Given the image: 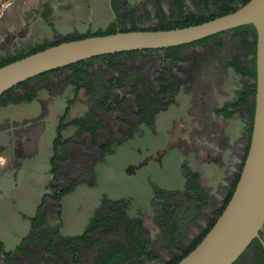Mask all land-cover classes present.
Masks as SVG:
<instances>
[{
    "label": "rangeland",
    "instance_id": "rangeland-1",
    "mask_svg": "<svg viewBox=\"0 0 264 264\" xmlns=\"http://www.w3.org/2000/svg\"><path fill=\"white\" fill-rule=\"evenodd\" d=\"M141 2L146 13L122 20L113 18L108 0H2L0 58L62 38L111 29L124 32L132 26L148 30L166 19H182L179 11L165 0L153 12L150 3L143 0H123V6L126 10ZM178 2L183 10L187 6L196 13L202 12L192 0ZM216 8L210 3L205 11ZM48 9L52 11L48 22L40 20ZM240 37L239 33H226L196 46L181 47L180 55L168 54L174 60L163 58L166 53L152 52L114 58L112 69L106 63L93 61L77 68L80 77L74 78L71 71H65L14 89L11 103L0 107V264H5L3 257L7 253L11 264H90L98 252L94 250L97 242H103L100 250L117 243L130 247L125 230L131 224L140 228L147 251L157 255L158 260L145 261L128 254L116 264H163L177 254L167 242L161 220L163 211L166 222L174 229V248L184 250L200 236L219 208L230 178L238 176L247 150L250 117L236 101L253 81L239 77L230 67L235 56H243L240 41H249L246 36L242 40ZM194 61L201 66L200 90L192 84L185 88V66ZM170 78L177 81L174 88L159 84V80ZM195 93L202 94L200 100ZM137 99L143 100L142 107L150 116L146 117L148 124L137 115ZM194 103H200L211 118L218 115L210 113L211 107L219 111L224 108L223 113L230 111L225 116L233 119L237 132L242 134L237 154L240 164L235 170L222 175L200 172L199 176L185 168L182 138L187 109ZM88 112L99 127L93 140L89 133L70 125ZM63 115L59 142L64 145L59 149H63L66 161L62 173L76 181L71 191L61 197L60 209L47 199L42 202L44 218L37 215L30 228V219L47 193L48 159ZM174 135L179 136L177 144L170 139ZM104 142L111 144L112 152L99 157L96 146ZM188 173L197 176L196 185L210 196L203 205L196 204L185 190ZM153 187L166 195L155 197ZM102 200L121 203L108 210ZM95 213L96 219L101 216L106 225L91 234L86 246L78 244L76 254L65 252L61 240L55 242L53 250L50 243L45 246L46 232H53L58 221L62 238L80 236Z\"/></svg>",
    "mask_w": 264,
    "mask_h": 264
},
{
    "label": "water",
    "instance_id": "water-1",
    "mask_svg": "<svg viewBox=\"0 0 264 264\" xmlns=\"http://www.w3.org/2000/svg\"><path fill=\"white\" fill-rule=\"evenodd\" d=\"M251 25L255 32L253 115L247 150L230 198L198 244L176 264H234L252 241L264 254V0L183 28L117 31L62 42L0 67V95L43 73L106 55L165 50Z\"/></svg>",
    "mask_w": 264,
    "mask_h": 264
},
{
    "label": "trees",
    "instance_id": "trees-1",
    "mask_svg": "<svg viewBox=\"0 0 264 264\" xmlns=\"http://www.w3.org/2000/svg\"><path fill=\"white\" fill-rule=\"evenodd\" d=\"M247 1L248 0H205L204 8H207L210 3H213L215 5V7H217L216 10H214L213 12H208V9H206V11H204L200 15H193V14L189 13L190 15L186 19H185V10H183L181 6H178L177 10L182 15L181 21H179V22H165V21L160 22L148 30L149 31H159V30H169V29L183 28V27L198 25V24L204 23L206 21L212 20L216 17H220V16L226 15L228 13H231V12L235 11L238 7L244 5ZM138 30H140V29H138L135 26H132L128 31H138ZM115 32H117V31L112 30V29L109 31H105V32H98L97 31L93 34L81 35V36H78V37H75L72 39L62 38L53 44L46 43L45 45L40 46V47L34 46V47L30 48L27 53L21 52L16 56H8L5 58H0V67L4 66L6 64H9L13 61L19 60V59H21L27 55H31V54L36 53L38 51H41L47 47L57 45V44L62 43V42H67V41H71V40H75V39H83L86 37L103 36V35L112 34ZM226 33H232V34H238L239 33L242 36L239 38L240 40H242L243 37H245V36L248 37V39H249L248 42H244V40H243V41H240V43H239L240 46L243 48V52H244V53L242 52L243 56H235V58H234L235 61L230 62L231 63L230 67L234 70V72L239 77L248 78V79L254 81V78H255V66H254L255 32H254L253 27L251 25H245V26L230 30V31L222 33V34H226ZM222 34H217L215 36L205 38L203 40H200L198 42H195V43H192V44H189L186 46H180V48L193 46V45H199V44H202V43H204L210 39H215ZM172 49H175V48H170V49H166V50L170 51ZM152 52H153L152 50H147V51H137V52H127V53H118V54L106 55V56H101V57H97V58H91L89 60L81 61V62H78V63L73 64V65H69V66H66L63 68H59V69L47 72V73H43L39 76H36L34 78H31V79L21 83V84L15 86L13 88L7 90L3 94H1L0 95V107L6 106L8 103H11L10 93L16 88L23 87L28 82H32V81H35L37 79H43L47 76H55L57 74L65 72V71H71L72 76L74 78H76L78 76L80 77V75H81L80 72H76L77 68L85 67L90 62L100 61L102 63H106L108 69H112L111 67H113V66H111L112 64L110 62L114 58H117L120 56H127V55H138L140 53L149 54ZM242 65H244V66L242 67ZM249 87H250V89L248 88V91L245 92V94L241 98L240 102L237 103V105H239V107H243V109H245V113L250 117V122H251L252 115H253L254 85L249 86ZM247 97H251L250 104H247V101H246ZM102 105H103V103L100 104V107H102ZM142 105H143V100L137 99V101H136V107L138 109L137 115L139 116V118L144 123L148 124L149 121L147 122L148 119H146V117L148 116V112L145 108L142 107ZM223 110H224V108H222V110H220V112ZM148 117H150V116H148ZM63 119H64V115L60 118L59 123L55 129V137H54L53 142H52V154H51V157L48 159V167H49L48 168V174L50 176V180L46 186L47 193L43 195L42 201L36 209L35 216L30 219V222H31L30 228H32V222L37 218V215H39L41 218H44V214L41 213V210H40V208L42 206V202L45 199H47V200H49L50 203H55L59 207L61 197L71 191L72 186H74L75 181H76V180L70 181L68 178L69 177L68 174L62 173V170H63L62 164L66 161V157H64V154H63V149H59V147H63L62 145H64V143L59 142L60 131L64 128V126L61 125ZM92 120H93L92 115L90 114V112H88L83 118L72 121L70 123V125L76 126L80 131H84V132L89 133L92 140H93L95 137L94 133L97 129H99V127L97 124H94ZM248 134H249V132H248ZM92 143H94V141ZM96 148L98 150L99 157H102V155H104V154H111V152H112L111 144H109L108 142H104L103 145L96 146ZM88 173L91 174V171L89 170ZM189 177L192 178L193 182L197 179V176L195 174H189ZM236 181H237V176L234 178V181L231 184L230 190L228 191L226 199L223 201L221 208L218 209L212 215L211 219L208 221V224L206 225V228L203 230L202 234L193 242V244L190 247H187L184 250H181L180 248L179 249L174 248V239H173L174 229H172V227L166 222L167 214L163 211L161 220L163 221V226H164V229L166 230L165 234L167 236V242L169 243L170 247H172V249H174L177 252V254L167 264H176L181 258H183L188 252H190L198 244V242L201 240V238L206 234V232L213 225L214 221L219 216V214L223 210L224 206L228 202L230 195L234 189ZM153 194L155 197H158V198H161V197L166 195L165 192H159L158 189L155 187H153ZM119 203H121V202L120 201L108 202L106 200H102V205L104 207H107L108 210H111L113 205L119 204ZM59 209H60V207H59ZM99 212H97V213L100 214ZM97 213H95L93 220L89 223L86 230L80 236L62 238L58 232V228L60 227V221H58V224H57L56 228H54L53 232H46V239H45L46 244H45V246L47 245V242H48V243H50L49 246L51 247V250H53L55 242L61 240L62 241L61 245H63V250L65 252H71L72 254L74 251L76 252V249L78 248V247L76 248V246L78 244H80V246H82V247L86 246V244L89 241L91 234L94 231H96L97 229L104 227L106 225V222H103L101 216L99 217L100 218L99 220L96 219ZM59 216H60V211H57L56 212L57 219H59ZM32 230L34 232L36 231L34 229H32ZM125 232L127 233L126 241L129 244L130 248H132V250H131L132 253H135V256L137 258L140 257L141 259H144L145 261H157L158 260L157 255H154L151 252H148L147 249L144 247L145 243L140 237V228H138V226L136 224L129 225L128 228H126ZM52 235H53V237H52ZM23 240H26V239H23ZM253 244L257 248V252H256L257 255L256 256L258 258V263L264 264V254L261 250L260 245L255 240L252 241L250 245H253ZM17 249H16V251H17ZM0 251H1V247H0ZM127 252H128L127 249H124V247L121 244L109 245L106 247V250L100 251L99 256L97 258L98 261L97 262L95 261V263H97V264L120 263L128 257ZM9 256H10L9 253L4 255L5 259L10 262L11 260H10Z\"/></svg>",
    "mask_w": 264,
    "mask_h": 264
},
{
    "label": "crops",
    "instance_id": "crops-1",
    "mask_svg": "<svg viewBox=\"0 0 264 264\" xmlns=\"http://www.w3.org/2000/svg\"><path fill=\"white\" fill-rule=\"evenodd\" d=\"M0 6L1 16L4 6L1 3ZM229 112L228 110L225 113ZM225 113L219 111L215 118H211L205 114L203 106L199 104L194 103L188 107L185 117V138L182 139H185V168L189 171L200 176V172L206 175L210 172L222 175L225 171L233 170L234 163L238 160L237 154L241 147L242 134L237 132L238 127L233 119L226 117ZM177 136L170 138L176 144L179 139ZM263 229L264 225L260 231V237L264 243ZM251 253L250 258L245 256L237 264H259L254 253Z\"/></svg>",
    "mask_w": 264,
    "mask_h": 264
},
{
    "label": "flooded vegetation",
    "instance_id": "flooded-vegetation-1",
    "mask_svg": "<svg viewBox=\"0 0 264 264\" xmlns=\"http://www.w3.org/2000/svg\"><path fill=\"white\" fill-rule=\"evenodd\" d=\"M165 1H168L169 2V4L170 5H172V7H174V8H176L177 9V7H178V5H180V3L178 2V1H180V0H165ZM193 2H195L196 4H197V8H198V10L199 11H202L201 13H196V12H194V11H192V10H190L187 6L185 7V19L186 18H188L189 17V13H191V14H193V15H200V14H202L204 11H205V8H204V3H205V0H192ZM143 2H149L150 3V7L152 8V12L153 11H157L158 10V8H160V6H161V4L160 3H162L163 2V0H143ZM108 8H110V10H111V12H112V15H113V18L114 19H118V18H122V20H127L126 18H129V17H133V16H140V15H142V14H144V13H146L147 12V9L146 10H143V7H142V2L140 3V4H134V6H130L128 9H124L125 7L123 6V0H108ZM181 6V5H180ZM183 9V8H182ZM144 11H146V12H144ZM52 15V11H51V9H48V11H46V13H44V14H41L40 15V17H39V19L40 20H46V22H48V18L50 17ZM170 19H166V21L165 22H170L169 21ZM181 21V20H180ZM116 31V30H115ZM75 38V37H74ZM184 46H186V45H184ZM193 46H196V45H193ZM189 47V46H188ZM175 49H172V50H170V51H167L166 49L165 50H155V51H153V52H162V53H166L167 54V56L166 55H163L162 57L163 58H165V59H169V60H174L173 59V57L174 56H170V55H168L169 53L171 54V52H176V53H179V55L181 54V49H180V46H178V47H174ZM30 49V48H29ZM168 49H170V48H168ZM29 51V50H28ZM27 51V52H28ZM27 52H25V53H27ZM140 54H145V53H140ZM186 55V54H185ZM185 60H186V57H185ZM173 62V61H172ZM111 64H112V62H111ZM198 65H200V63H198L197 61H194L193 63H191V65H189V66H185V88H186V86H187V84H192V85H195V86H197V89L198 90H200L201 88H202V82H201V80L199 79V74H200V67L197 66ZM244 65H242V67H243ZM158 75V74H157ZM159 76V75H158ZM245 79H247V80H250V79H248V78H245ZM176 83H177V81H176V79H169V80H167V81H165V82H162L161 80H159V84L160 85H166V87H171V88H174V86H176ZM23 87H25V85L23 86ZM248 88L250 89V87L248 86V85H246L244 88H243V90H242V92H241V94H240V96H239V98H238V100L236 101L237 103H239L240 102V100H241V98L243 97V95L245 94V92H247L248 91ZM29 90L28 89H26L25 90V92H28ZM195 95H196V98H197V100H200V97H201V95L202 94H200V93H195ZM199 95V98L197 97ZM248 98H251V97H247V99H246V101H247V104H250V102H248ZM200 102V101H199ZM235 103V102H234ZM196 104H198V103H196ZM200 104V103H199ZM211 105V103H209V106ZM241 108H243V107H241ZM244 111H245V109H244ZM218 112H219V110H216L215 108H213V107H211V112L210 113H212V115L213 116H216L217 114H218ZM209 115V114H208ZM238 164H240V162H239V160H237L235 163H234V168H235V166H238ZM233 168V170H235ZM231 180H230V182L228 183V186L226 187V191H225V196H224V198H222L221 199V201H220V205H219V208L218 209H220L221 208V206H222V203H223V201L226 199V196H227V193H228V191L230 190V187H231V184L233 183V181H234V178L232 177V178H230ZM184 187H185V190L188 192V194H192V196H191V198L195 201V203L196 204H198V205H203L206 201H205V199L206 198H208V199H210V196H208V194H206L199 186H197L196 185V183H195V181L193 182L192 181V178L191 177H187L186 178V180H185V185H184ZM217 209V210H218ZM216 210V211H217ZM215 211V212H216ZM214 212V213H215ZM213 215V214H212ZM212 217V216H211ZM105 222V221H104ZM208 224V223H207ZM206 224V225H207ZM206 225H205V228H206ZM204 228V229H205ZM115 235H118V233H115ZM199 237V235L198 236H196L191 242H190V244L188 245V247H190L192 244H193V242L197 239ZM102 243L103 242H97V243H95V244H97V247H95L94 248V250H97L98 252H96V256H95V258L92 260V262L90 263V264H97V263H95V261L97 262L98 261V256H99V253H100V251H102V250H100V248H101V245H102ZM117 244H121V243H117ZM251 244V243H250ZM122 245V244H121ZM123 247H126L127 248V253L128 254H130L132 257H136L135 256V253H133L132 254V248H130V247H128V246H126V245H122ZM144 247L146 248V245H144ZM130 249V250H129ZM105 250H106V248H105ZM262 250V249H261ZM104 251V250H103ZM251 252H253L254 253V255H255V258H256V260L258 261V258H257V254H256V252H257V248H256V246L253 244V245H249L248 247H247V249L245 250V252L236 260V262L234 263V264H237L240 260H242V258H244L245 256L247 257L248 256V258H250V256H251ZM74 254H76V252L74 253ZM10 257V256H9ZM4 258V262H5V264H11V262H9V261H7L6 259H5V257H3ZM137 258V257H136ZM137 259H141L140 257H138ZM172 259H170L169 261H167V262H164L163 264H167V263H169L170 261H171Z\"/></svg>",
    "mask_w": 264,
    "mask_h": 264
}]
</instances>
